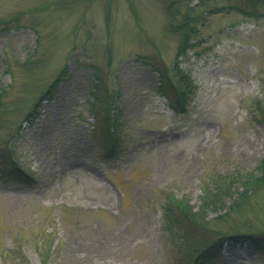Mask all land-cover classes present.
Returning a JSON list of instances; mask_svg holds the SVG:
<instances>
[{
    "label": "rangeland",
    "instance_id": "1",
    "mask_svg": "<svg viewBox=\"0 0 264 264\" xmlns=\"http://www.w3.org/2000/svg\"><path fill=\"white\" fill-rule=\"evenodd\" d=\"M178 1L169 10L171 0H0V159L15 151L34 174L28 185L0 176V264H42L43 254V264H190L191 239L220 246L218 258L191 264H264L249 241L230 237L264 235V182L241 202L234 186L222 204L201 206L221 176L223 185L259 173L264 0ZM188 3L206 20L178 58L195 85L181 113L145 61L173 72L171 24ZM94 68L101 89L118 92L114 157L99 152ZM172 193L190 198L201 222L185 213L168 232Z\"/></svg>",
    "mask_w": 264,
    "mask_h": 264
},
{
    "label": "trees",
    "instance_id": "2",
    "mask_svg": "<svg viewBox=\"0 0 264 264\" xmlns=\"http://www.w3.org/2000/svg\"><path fill=\"white\" fill-rule=\"evenodd\" d=\"M181 1L183 0H180V2ZM177 2L179 1L171 0L169 10H173V5ZM194 9V5L188 3L181 21L171 24V26L176 27L175 31H178L180 34L176 51V60L171 65V69L173 72L171 73L169 67H166V65L161 67L159 65H156V63L148 62L147 60L145 61V63L150 64L151 68L154 69L158 75L159 82L156 88L157 93L167 101V105L171 110L181 113L186 112V107L189 104L186 100V94L188 93L189 89L194 90L195 85L193 84V80L190 75L186 72L185 69H183L182 66L179 65L178 58L183 55L189 48H192L195 45V35L200 32V29L206 20V12L195 14ZM94 75L95 82L92 85L91 93L93 95V98L92 102L90 103V107L93 116L97 117V119L99 120L100 125L103 128L101 132L104 134V141L102 143L104 146L99 148V152L102 155L104 154L109 157H114L115 154L119 152L120 147L122 146V142L120 141L121 126L120 122L117 120L118 112H116L118 110H115V108L118 107L113 104L115 102L114 98H116L118 92L115 88H112L110 92L106 90L105 87L101 89V79L98 77L97 68H94ZM57 78L58 76L50 84L48 92L50 91L52 86H55L54 83ZM36 106H33L32 110L29 111L28 116L36 111ZM261 111V120L264 121V109H261ZM30 117L33 118V116ZM93 126L96 127V125ZM15 154V151H11L9 153L8 160L3 161L2 159H0V176L5 178V180L9 183L16 182L21 184L25 183L27 185L31 184L34 180L33 172L24 168L22 163L19 161L18 156ZM258 171V174L254 172H247L244 174L234 173V175L230 177L231 182L226 184L224 183L223 185V177L221 176V179H219L220 182H215L213 186L205 189V194H203L204 201L202 202L201 206L209 211L213 209V207L217 206V203L222 204L226 196L230 194V192L232 193L230 194V196H234L235 192H232V190H230L231 187L232 189H234V186L237 191H239L240 189V191L238 192L239 194L235 196L234 200H239V202H241L243 199H245L244 196L255 191L264 182V155L260 160ZM227 206L231 207L232 205L230 204ZM193 208V205L190 204V198L186 197L185 194L177 195L175 193H172L170 198L167 199L163 208V213L165 214V218L167 219L165 224L166 230L168 232L172 231L173 225L176 223L178 224L177 217L179 215L183 216L185 213L188 217H185L184 219L186 223L201 222L200 220L203 219V217L200 219V216L198 215L193 216L197 213V211H194ZM200 213L201 212H199L198 214ZM230 237L235 238L236 241H249L250 244L259 251L260 255L264 256V235L252 232H236L232 233ZM190 239L191 238L189 237V240ZM192 241L194 243H189L186 245L187 253H189L191 256V263L198 259L207 261L212 259L214 260L219 257L220 246L217 241L206 244L204 248L197 247L196 240L191 239V242ZM202 251H206V253H203ZM47 256L48 254L46 253V257ZM44 259L46 258L43 254L41 261L42 264Z\"/></svg>",
    "mask_w": 264,
    "mask_h": 264
}]
</instances>
